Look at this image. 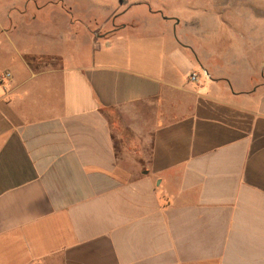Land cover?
<instances>
[{"label": "crops", "instance_id": "crops-1", "mask_svg": "<svg viewBox=\"0 0 264 264\" xmlns=\"http://www.w3.org/2000/svg\"><path fill=\"white\" fill-rule=\"evenodd\" d=\"M11 1L0 264H264V0Z\"/></svg>", "mask_w": 264, "mask_h": 264}, {"label": "rangeland", "instance_id": "rangeland-1", "mask_svg": "<svg viewBox=\"0 0 264 264\" xmlns=\"http://www.w3.org/2000/svg\"><path fill=\"white\" fill-rule=\"evenodd\" d=\"M10 3L12 4V1L11 0H0V9L3 10L7 5H11ZM80 5L81 6L79 7V11L78 12L81 13V15H82L81 17L83 19L80 20L79 17L77 16V14H74L73 13L74 14L73 20L74 21L75 20L76 21L79 20V21H83L85 23L87 21V14H86V10H85L87 8L86 7L87 5L84 4V2L82 4H80ZM71 9H72L71 6L68 5V4L57 3V4H53L52 7H50L49 10L51 12H53L52 15L54 17V20H57L60 23L63 20L62 19L63 18V15H66V14H69L70 12H72ZM1 10H0V12H1ZM48 28H49L48 26H39V27H35L34 30H36L38 32H43L44 33V32H46V30ZM63 30L64 29H63V27L61 25V27H59V30L58 31L59 32H61V31L63 32ZM90 31H91V33H93V36L95 37V39H97L98 37H100L104 33L103 31L97 30L95 26L91 27L90 28ZM51 35H53V34H51ZM37 37H39V36L37 35ZM23 42H25V41H23V39H22V41L20 43L21 46L23 45Z\"/></svg>", "mask_w": 264, "mask_h": 264}, {"label": "built area", "instance_id": "built-area-1", "mask_svg": "<svg viewBox=\"0 0 264 264\" xmlns=\"http://www.w3.org/2000/svg\"><path fill=\"white\" fill-rule=\"evenodd\" d=\"M9 75V74H8ZM202 76L204 77V78H207V79H209L210 78V75L208 74V72L207 71H192L191 73H190V75H189V80H190V82H192V83H194V84H199L200 83V81H201V78H202Z\"/></svg>", "mask_w": 264, "mask_h": 264}]
</instances>
